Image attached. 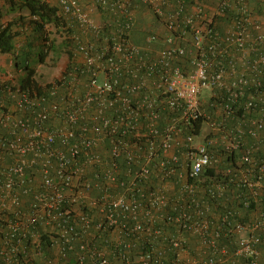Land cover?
<instances>
[{
	"label": "built area",
	"instance_id": "1",
	"mask_svg": "<svg viewBox=\"0 0 264 264\" xmlns=\"http://www.w3.org/2000/svg\"><path fill=\"white\" fill-rule=\"evenodd\" d=\"M142 1L160 15L163 6L173 8L162 38L150 34L145 38L146 45L130 39L135 22L131 0L101 1L102 8L116 17L111 36L104 37L106 41L100 40L104 25L93 17L97 10L94 3L86 9L80 0H58L61 13L77 30L72 72L44 83L46 92L42 96L14 89L7 83L11 77L0 75L9 98L0 95V227L6 223L3 213L26 215L20 211L24 196L33 195L34 210L24 223L9 221L0 233V264H16L23 242L29 235L35 236L31 228L53 227L55 216L62 218L60 240L74 230L71 209L77 215L75 222L86 234L109 228L123 231L133 222L134 232L144 230L177 250L171 264H237V258L259 264L262 236L258 231L264 228V213L260 221L237 222L234 228H228L239 234L232 252L218 240L227 234L223 232L227 219H223L222 226H215L214 237L210 238L207 235L213 226L201 203L194 200L187 209L173 205L174 214L167 219L203 238L200 254L192 257L184 231L167 236L163 226L153 230V225H158L152 212L167 205L166 194L152 192L144 203L134 196L130 198L127 192L112 196L109 188L100 198H90L77 186L79 180L87 184L89 174L101 178L102 170L109 180L116 181L121 155L130 161L137 157L140 172L134 180L149 177L151 167L159 165L165 170L164 179L179 174L181 181L184 174L175 165L182 156L185 162L181 172L199 176L212 164L210 147L218 142L214 138L196 142L194 135L184 136L193 120L207 115L202 108L203 98L208 92L222 91L238 103L240 98H257L251 88L256 92L263 86L264 21L246 0H217L215 6H211L213 0ZM225 14L230 15V21L220 27L219 16ZM186 37L191 42L184 44ZM155 42L161 45L153 47ZM250 106L248 103L246 108ZM50 121L56 125L49 127ZM263 124L264 120L251 118L224 132L221 145L226 150H239L244 135L256 136ZM209 127L214 133L222 130L217 120ZM242 159L253 164L252 148ZM35 168L42 173L37 181L26 176ZM263 173L264 165L255 179L244 175L242 180L250 188L261 189ZM194 190L192 184L182 187L184 192ZM210 193L212 198L222 197L223 189L216 187ZM96 209L101 214L97 221ZM67 240L60 244L64 253ZM89 247L86 242L80 245L78 264H110L106 249ZM156 250L139 259L149 264L151 253L163 257L168 252L164 247ZM155 262L165 264L158 258Z\"/></svg>",
	"mask_w": 264,
	"mask_h": 264
},
{
	"label": "trees",
	"instance_id": "2",
	"mask_svg": "<svg viewBox=\"0 0 264 264\" xmlns=\"http://www.w3.org/2000/svg\"><path fill=\"white\" fill-rule=\"evenodd\" d=\"M80 1L86 9L92 5L86 1ZM92 1L97 6L95 11L101 15L100 20H97L95 16L93 17L98 23L104 25V34L100 40L106 41L104 37L111 36L110 28L115 23L116 17L109 10L102 8V0ZM108 1L112 2V0ZM131 1L135 22L131 30L130 39L137 42L135 39L141 36V42L138 43L146 45L145 38L150 34H155L162 38L164 30L166 32L167 29L169 12L173 8L163 6V14L160 15L153 9L152 5L142 0ZM246 1L257 16H264L262 0ZM217 3V0H213L211 6H215ZM229 16L227 14L219 16L218 24L220 27L229 23ZM155 24H158L156 30L153 29ZM175 31V34L178 35V30ZM75 34H77L76 25H71L66 16L61 13L58 0H4L3 3H0V58L2 55H10L12 57L14 73V76L7 83L13 86L14 89L19 87L21 90H28L32 95L42 96L45 94L46 88L37 78L38 65L46 63L50 53L56 48V35H59L63 38L59 47L68 56V65L63 75L65 76L72 72L75 68V49H73L75 47ZM185 39L184 44L191 42L190 38L186 37ZM159 45H161L160 42H155L152 46L159 47ZM36 49L39 51L35 57ZM34 57L36 60L32 63ZM5 87L0 81V95L8 100L9 98H6L7 94L4 91ZM255 89L251 88V92L257 98H240L238 103H235L232 98H227L222 91H217L216 94L213 92L209 97L205 96L203 98L202 108L207 115L193 120L185 131L184 136L192 134L195 136L196 142H198L196 136H200L205 132L203 141L214 138L218 142H213L210 147L212 164L203 169L199 176L191 177L189 172H181L185 162V158L182 156L180 157V163L176 164L175 167L179 173L184 174L183 179L185 180L181 179L180 181L179 174L172 176L170 179H164L163 172L165 170L160 169L159 165L151 167L149 177L139 176L134 180L133 177H135L136 172H140L137 157L135 158L136 161H130L129 159L126 160L124 155H121L117 159L119 168L116 174V181L109 180L106 171L102 170L101 178H96L94 174H89L86 177L89 187L86 183H82L81 180L77 181V186L90 198H100L105 193V189L109 188V193L112 196L127 192L130 198L134 196L144 203L147 202L152 192H159L162 195L166 194L167 205L152 212L154 218L157 219L156 224L158 225L154 224L153 230L163 226L164 234L167 236L184 231V238L187 240L186 247L191 252L192 257L200 254L201 239L203 238L194 235L188 230H183L175 222L169 221L167 216L174 214L172 213L173 210H171L173 205H179L187 209L195 200L207 210L205 216L211 222V226H213L207 237H214L215 226H222L224 224L222 223L223 219L228 220L223 225V232H227V234L222 235L218 240L219 244L222 246L226 245L230 251L234 252L235 242L239 234L230 229L234 228L237 222L251 224L256 220L260 221V215L264 213V187L253 189L242 180L244 175L248 176L249 179H255L260 167L264 165V124L263 128L258 130L256 136L244 135L243 145L239 150H226L221 145V140L224 132L226 133L231 128L239 126V124L242 125L251 118L257 121L264 120V80L263 86L258 88L256 92ZM248 103H251V106L246 108ZM213 120H217L221 125L222 130L218 133H214L209 127L210 122ZM88 121L92 124L91 120L88 119ZM55 125L56 122H49V127ZM87 125L89 126V124ZM80 128L78 127V131ZM249 148H252L253 164H248L242 159L243 154ZM82 159L83 156L79 158V161H82ZM108 160L112 161L110 157H108ZM186 163L187 169H190L188 166L190 162L186 161ZM26 176L32 177L34 181H37L41 179L42 173L38 168H35L28 171ZM185 183L194 185L195 190L193 193L182 191ZM216 187H222L223 196L212 198L210 190ZM32 196H24L23 198L20 211L26 215L21 214L20 217L22 218L18 217L13 211L2 214L6 223L4 224L3 222L4 225L0 227L1 234L6 229L9 221L24 223L27 216L34 212L31 205ZM68 207L72 208L71 206H66V208ZM71 210L74 230H69L60 240V233L64 231V228L59 225L62 218L58 216L52 218L54 228L40 225L31 228L35 236L31 237L29 235L23 242L16 264H78L80 245L84 242L88 243L89 248L92 249H106L110 264H144L139 257L153 250V248L158 250V248L163 249L164 247L168 252L163 257L151 253L152 260L149 264H155L157 258L162 263L171 264L176 256L177 250L170 249L171 245L168 243L160 242L158 238L151 237L144 230L134 232L133 222H129L123 231L109 228L103 232L94 230L93 234H86L84 231L82 232L81 225L75 222L77 215H75L74 209ZM95 211L97 213L95 215L96 218H94L97 221L101 214L98 213V209ZM258 234L262 236V242L258 246L261 251L259 264H264V228L258 231ZM66 240L67 251L64 253L60 249V244H64ZM248 263L249 259L247 258H237V264Z\"/></svg>",
	"mask_w": 264,
	"mask_h": 264
},
{
	"label": "rangeland",
	"instance_id": "3",
	"mask_svg": "<svg viewBox=\"0 0 264 264\" xmlns=\"http://www.w3.org/2000/svg\"><path fill=\"white\" fill-rule=\"evenodd\" d=\"M4 0H0V3H3ZM2 6V4H1ZM158 27V24H155V27L153 28L156 30ZM56 48L50 53V57L47 59L45 64H39L38 65V80L44 84L47 82H50L52 80L58 79L62 76L63 72L65 71L67 65H68V56L64 50H62L59 46L62 42V37L59 35H56ZM38 49L35 50V57L37 56ZM32 60V63L36 60V58ZM9 62H6V67L0 66V74L1 76L8 78L14 76L13 73V65L8 64ZM207 97L210 96V93L208 92L206 94ZM205 138V132H203L200 136H196L197 141H203Z\"/></svg>",
	"mask_w": 264,
	"mask_h": 264
},
{
	"label": "crops",
	"instance_id": "4",
	"mask_svg": "<svg viewBox=\"0 0 264 264\" xmlns=\"http://www.w3.org/2000/svg\"><path fill=\"white\" fill-rule=\"evenodd\" d=\"M83 1H86L87 3H90L92 4V0H83ZM93 16L96 17L97 20H100V17L101 15L97 12V11H94L93 12ZM262 21H264V16L261 17ZM140 36V35H139ZM138 42H141V36L138 38V39H135ZM141 44V43H140ZM6 62H9V66L12 64V58L10 55H2L1 58H0V66L2 67H6ZM1 75V74H0ZM3 77V76H2Z\"/></svg>",
	"mask_w": 264,
	"mask_h": 264
},
{
	"label": "clouds",
	"instance_id": "5",
	"mask_svg": "<svg viewBox=\"0 0 264 264\" xmlns=\"http://www.w3.org/2000/svg\"><path fill=\"white\" fill-rule=\"evenodd\" d=\"M12 58V57H11ZM11 65H13V64H11ZM198 142H201V141H198Z\"/></svg>",
	"mask_w": 264,
	"mask_h": 264
}]
</instances>
